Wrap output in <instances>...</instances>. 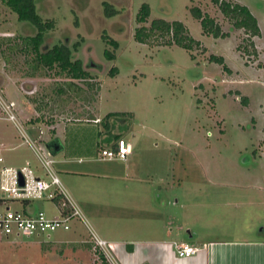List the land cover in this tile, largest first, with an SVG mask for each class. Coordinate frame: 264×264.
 I'll return each mask as SVG.
<instances>
[{"label":"rangeland","instance_id":"1","mask_svg":"<svg viewBox=\"0 0 264 264\" xmlns=\"http://www.w3.org/2000/svg\"><path fill=\"white\" fill-rule=\"evenodd\" d=\"M208 1L37 0L43 20L55 24L42 52L55 45L68 46L90 74L80 80L58 66L39 64L36 53L22 44L35 35L34 30L0 0V90L17 104V115L38 144L46 143L57 123L70 119L64 122L65 150L57 158L70 163L54 168L94 232L109 243L146 237L163 223L157 221L158 215L167 214L165 222L169 215L186 221L190 214L186 206L220 197L224 189L220 183L264 187V67H258L260 62L264 65V34L258 41L260 59L250 57L247 64L248 54L238 51L239 45L246 47L244 31ZM261 1L253 0L258 8L262 6L260 19ZM104 3L112 5L117 15L107 18ZM143 4L151 7L146 24L137 20ZM194 7L209 13L229 36L204 34L201 21L192 14ZM159 18L183 22L199 44L192 50L168 46L158 32L145 43L138 42L137 30ZM105 35L119 43L117 50ZM107 50L114 53V60L107 58ZM212 56L223 57L231 73L212 62ZM113 68L118 71L115 76L110 75ZM93 116L99 117V125L85 121ZM99 131L108 136L123 133L131 146L127 162L100 160L104 148L98 147ZM6 137L23 141V148L36 157L13 123L0 119V145ZM80 141V149L94 151V162L79 163ZM9 148L0 147V173L25 165L11 161ZM86 166L92 172L94 167V176L75 173ZM31 208L59 214L50 201L35 200ZM0 264L109 263L92 249L86 223L75 219L70 231L17 240L0 237Z\"/></svg>","mask_w":264,"mask_h":264},{"label":"crops","instance_id":"2","mask_svg":"<svg viewBox=\"0 0 264 264\" xmlns=\"http://www.w3.org/2000/svg\"><path fill=\"white\" fill-rule=\"evenodd\" d=\"M225 1L247 7L257 19L261 35L256 38L254 43L259 60L262 51H260L258 41L262 37V34H264V27L262 25L264 15L260 19L259 14V11H262L260 9L262 6L260 5L258 8L255 5L256 3L253 4V0ZM259 1L261 0H256L257 3H260ZM209 2L212 3L211 0L207 3ZM259 65L258 67H264L261 62ZM69 120H61L60 123H57L56 128H51L54 130L53 134L49 136H46L43 130V135L47 137V139L44 137L46 143L42 142L39 145L55 161L54 166L70 163L69 160L63 158L57 159L65 150L62 135L63 132L67 133L68 131L66 123H69ZM80 120L76 119L75 121ZM85 121L97 125L101 123L98 116L96 118L94 116L90 119L86 118ZM99 132L101 134V143H98L100 149L115 148L116 136H121L123 139V133L116 136H108L104 135L102 131ZM54 138L59 139L60 145L50 149L47 146V142ZM3 140L5 143H1L0 147H5V145L10 147L8 154L13 159L11 161L18 163V165L24 162V166H30L37 175L42 176L40 165L35 161L37 156L35 155L36 157H34L23 148V141H19V144V142H16L18 140H13L10 137H6ZM78 145L77 151H83L80 149L83 142L80 141ZM84 159L88 162H94V151L89 149L83 151L79 156V163H82ZM90 170L86 166V168L82 167L80 170H76L75 173L77 175L91 174L94 176V167L93 172ZM55 171L58 172L57 169ZM219 187H224L222 193H220V197L207 203L193 202V204L186 206L187 211L190 213L186 221L183 219L180 221V218L169 215L168 221L165 222L168 215H158L157 221H163V223L156 225V227L147 232L146 237L142 239H135L134 237L113 239L110 243L112 244L116 259L121 264H264V198H262L264 196V187L256 183L244 185L240 182L231 184L224 182L220 183ZM245 190H247L246 193L244 192ZM260 193L263 195L261 198L258 196ZM178 202L176 201L175 203L177 204ZM163 205L161 206L163 207ZM175 242H187L200 247L201 250L193 257L180 258L174 248Z\"/></svg>","mask_w":264,"mask_h":264},{"label":"built area","instance_id":"3","mask_svg":"<svg viewBox=\"0 0 264 264\" xmlns=\"http://www.w3.org/2000/svg\"><path fill=\"white\" fill-rule=\"evenodd\" d=\"M2 92L0 90V119L13 123L20 131L26 144L37 156L46 178L37 175L30 166L4 168L0 173V237L17 240L49 235L61 230L70 231L74 220L79 219L84 221L90 230V243L94 252L109 264H121L113 253L112 244L94 232L69 196L55 171V161L42 150L38 140L32 135L33 131L24 127L25 124L16 113L17 104L5 99ZM40 133L43 135L44 131L41 130ZM130 154L131 146L121 138L116 141L115 148L101 150L100 160L127 162ZM35 200L53 202L59 209L58 216H51L45 211L35 212L31 208ZM14 203H20L21 209H14ZM174 248L180 258L193 257L201 250L200 247L187 242H175Z\"/></svg>","mask_w":264,"mask_h":264},{"label":"trees","instance_id":"4","mask_svg":"<svg viewBox=\"0 0 264 264\" xmlns=\"http://www.w3.org/2000/svg\"><path fill=\"white\" fill-rule=\"evenodd\" d=\"M4 2L12 11H14L19 20L29 25L35 35L28 38H24L22 44L24 49H31L36 53V60L42 66L53 68L54 66L60 67L62 73H67L74 79L87 80L90 77L89 72L84 69L83 62L81 60H75L73 51L66 45H55L52 49H47L42 52L44 40L47 35L55 28L53 21H44L41 17L38 7L37 0H1ZM212 3L219 7L221 14L231 20L234 27L239 30H243L247 38L244 42L246 47L242 45L238 46V51H241L247 55V64L251 63L250 57H257L258 52L255 47L254 38L261 35L260 27L257 19L252 15L249 9L245 6L228 2L225 0H211ZM105 15L107 18H112L117 15L118 11L109 3H104ZM193 16L201 21L204 34L213 35L216 38L227 37L228 33L223 32L221 25L215 21L209 14L203 13L198 7L191 9ZM151 16V7L149 4H143L137 14V20L140 24L148 23ZM158 32L161 37L167 38L165 44L168 46L177 45L187 50H192L195 44H199L194 40L188 33L187 28L182 22L173 21L168 22L163 19H154L150 27L142 26L136 32V39L140 43H145L153 33ZM105 40L109 42L116 50L119 48V43L115 40L108 38L105 35ZM249 49L253 54H250ZM109 60H114L116 56L111 51L105 52ZM212 62L221 64L224 70L231 73L230 68L226 65L223 57L212 56ZM38 65H33L34 69H37ZM117 68H113L110 72L111 76L117 75ZM115 116V114H109L107 117ZM117 140L121 139V136H116ZM60 145L59 139L54 138L47 142V146L56 148ZM61 147V146H60ZM54 153H56L54 151Z\"/></svg>","mask_w":264,"mask_h":264}]
</instances>
